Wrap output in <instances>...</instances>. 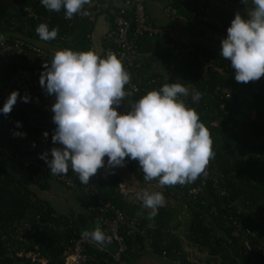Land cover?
Segmentation results:
<instances>
[{
    "label": "trees",
    "instance_id": "1",
    "mask_svg": "<svg viewBox=\"0 0 264 264\" xmlns=\"http://www.w3.org/2000/svg\"><path fill=\"white\" fill-rule=\"evenodd\" d=\"M6 2H12L13 7L10 9ZM3 3L5 5L0 6V34L5 36L7 44L21 39L36 45H52L49 48L87 51L98 16L106 14L112 28V16L108 9L97 11L93 20L88 19L90 12L96 9L95 4L84 6L87 15L80 18V14H75L69 20L64 19L63 9L59 12L48 11L40 0H4ZM209 3L210 0H170L169 8L178 18L175 19L181 21L180 26L171 27L176 33L175 39L143 35L136 41L138 67L127 71L130 74L129 83L139 87L140 92L136 96L126 95L118 112H125L131 102L149 90L159 89L165 83L182 82L190 92L196 89L202 93L198 103L191 100V95L185 103L195 109L209 131L214 156L208 163L210 178L206 179L204 194L195 199L187 197V190L197 187L203 175L185 185L164 186L166 200L181 199L185 207L175 201V205L171 206L166 202L151 220L148 219L150 209L143 207L136 194L125 195L120 191L119 184L125 173H129L130 179L136 181L141 191H153L148 187L152 182L158 184L156 179L145 181L138 162L127 158L124 167L98 169L97 190L102 201L146 226L144 236L121 233L127 245L122 259L127 264H137L148 254L175 264H264V75L256 81L237 82L230 61L220 56V41L226 37V29L235 13L246 15L251 4L220 2L232 6L225 10L212 7ZM200 6L213 12L211 16H205V21ZM24 7L32 8L36 18L21 20ZM41 23H46L50 30H58L55 39L43 41L39 38L35 29ZM133 27L132 23L130 31ZM104 47H109L107 42ZM23 51L28 52L26 46H23ZM30 58L35 59L34 54ZM148 59L162 64L164 71H150L143 66L142 63L147 64ZM14 64L11 62L0 68V80L8 77ZM54 99L53 96L52 104ZM40 101L43 102V99ZM3 104L0 100V107ZM52 116L50 119L55 126ZM17 121L20 122L19 128L16 127ZM26 122L25 115L17 105L6 116L0 113V264H19L16 252L20 249L38 254L52 264H62V244L71 237H80L85 229L99 226L103 231V227L94 213L58 214L47 201L36 196L35 191L50 192L51 184L74 192L55 181L49 169L23 164L12 156H2L4 149H10L27 163L41 160L44 153L48 154V159L52 158L51 137L45 138L40 130ZM13 132L25 135L14 136ZM6 162L15 165L24 176L9 168ZM221 191L224 193L221 194ZM183 211H187L183 217L184 235L198 253L205 252L203 263L183 247L175 233L182 227L177 214ZM233 221L244 227L236 236L231 234ZM20 222H27L30 226L22 241L16 239L13 228ZM244 229L250 231L249 237L243 235ZM146 237L153 238L151 249L139 256L134 254V245L137 242L142 244ZM247 238H250L249 250L242 246ZM107 248L113 250L115 245ZM96 251L89 249L88 254H96ZM163 251L165 257L162 256Z\"/></svg>",
    "mask_w": 264,
    "mask_h": 264
},
{
    "label": "clouds",
    "instance_id": "2",
    "mask_svg": "<svg viewBox=\"0 0 264 264\" xmlns=\"http://www.w3.org/2000/svg\"><path fill=\"white\" fill-rule=\"evenodd\" d=\"M90 0H40L48 11H64L65 19L75 14L87 15L84 6ZM247 4L248 0H241ZM43 41L53 40L57 29L46 23L35 29ZM220 41V56L230 61L234 79L247 83L264 75V0H251V8L242 16L236 12ZM5 36L0 34V43ZM39 84L54 96L50 107L55 124L51 141L62 147L41 155L52 175L67 174L69 166L80 183L88 184L98 169L124 167L126 158L138 162L145 181L156 179L159 186L185 185L202 174L214 156L210 133L200 121L195 109L187 106L182 97L191 95L198 103L199 90L182 82L165 83L149 90L131 102L123 113L118 109L126 97L130 74L122 61L112 52L101 57L92 50H56L50 63H44ZM19 91H12L0 113H10L17 102ZM27 103L28 96L20 97ZM20 127V122H16ZM14 136L25 133L13 132ZM43 136L47 138L48 133ZM105 157L107 158L105 160ZM146 209L148 219L158 214L165 197L160 191L144 189L136 194ZM96 245L103 247L111 237L97 226L81 232Z\"/></svg>",
    "mask_w": 264,
    "mask_h": 264
},
{
    "label": "built area",
    "instance_id": "3",
    "mask_svg": "<svg viewBox=\"0 0 264 264\" xmlns=\"http://www.w3.org/2000/svg\"><path fill=\"white\" fill-rule=\"evenodd\" d=\"M153 0H136L133 2L132 12L127 13L124 9H113L111 10L112 16V28L105 35V41L108 43L109 47L104 49L101 57L105 56L109 51L116 54L118 58L122 61V64L126 70L138 67L136 64L137 52H136V41L139 37L143 35L148 36H158L160 38H168L174 40L176 33L171 27L156 25L149 19L146 13V4L152 2ZM217 2H228L240 4L241 0H214ZM251 4V0H248ZM200 11L205 16H211L213 12L210 8H204L200 6ZM97 9V10H96ZM94 12H90L88 19L93 20L95 18L94 14L100 11V7H96ZM171 10L170 8H168ZM214 11V10H213ZM24 16L21 20L36 18V14L30 7H24L22 13ZM83 16L81 15L80 18ZM225 18V16H224ZM65 19V17H64ZM134 24L132 31H130L131 24ZM23 46H26L28 52L23 51ZM65 48H54L53 51H48L44 48L39 47L36 44L25 42L21 39L14 40L13 44H7L6 39L0 43V68L5 67L8 63L15 62L13 70L8 77L0 80V100L5 102L9 94L14 91H19V97L15 105L21 108V111L25 115L26 124L30 127L40 130L42 134L44 132L48 133L47 137H51L55 126L51 122L52 112L50 111L52 95H48L41 85L39 84L40 73L44 70V63H50L53 54L56 50ZM34 54L35 59H31L30 55ZM126 92L131 93V95L138 94L140 92L139 87L133 83H128ZM28 96L29 102H23L20 97ZM229 96V95H227ZM43 99V102L40 100ZM186 100L187 97H182ZM38 109V112L36 111ZM26 125L24 124V127ZM231 126V125H229ZM53 147H62L59 144H54ZM4 158L12 156L15 160L23 164H32L40 169L47 170L48 167L44 160L35 159L31 162H26L24 158L18 157L13 154L10 149H4ZM107 167H102V170H106ZM206 175H203V179L197 187L189 188L187 190V197L196 198L198 195L204 194L206 179L209 180V164L206 166ZM99 172L94 176L90 177L88 184L80 183L75 172L72 171L69 166L67 174L64 175H52L55 181L61 183L68 189L74 190L80 198L81 205L83 206L86 213L96 215L99 219L103 231L106 235L111 237L110 243L105 244L103 247L96 245L86 238L71 237L66 243L62 244L64 250L62 252V264H127V262L122 259V256L127 252V245L124 237L121 235L125 232L127 235H133L134 237L140 235L144 236L146 231V226H143L135 218L127 217L122 211L111 206L108 203H104L97 190V178ZM127 185V180L123 177ZM122 180V181H123ZM216 184V180L213 181ZM125 183L119 184L120 191L125 192ZM224 192L221 191V194ZM125 194V193H124ZM133 194V193H131ZM130 194V195H131ZM109 215H106V214ZM13 227L15 230L16 239L22 241L24 234L30 231V226L27 222L16 223ZM233 231L231 234L236 236L240 234L241 230L244 228L243 225L233 221L231 224ZM243 235L250 236V231L244 229ZM153 244L152 237L144 238L143 243L137 242L134 245V254L142 255L149 251ZM250 238L245 239L242 242V246L246 249H250ZM115 245L113 250H109L107 246ZM96 249V254H88L89 249ZM97 255L99 257H97ZM162 256L165 257V252H162ZM16 257L19 259V264H52L44 258H40L38 254L24 252L20 249L16 252ZM23 261V262H22Z\"/></svg>",
    "mask_w": 264,
    "mask_h": 264
},
{
    "label": "crops",
    "instance_id": "4",
    "mask_svg": "<svg viewBox=\"0 0 264 264\" xmlns=\"http://www.w3.org/2000/svg\"><path fill=\"white\" fill-rule=\"evenodd\" d=\"M91 2L88 4V6H92L95 4L96 7H100V11H103L105 9L109 10V13L112 9H124L127 11V13L132 12L133 2L136 0H90ZM211 3V4H210ZM210 5L213 7H219L223 9H230L232 6L228 4H223L217 1L210 0ZM169 4L170 0H153L152 2L146 4V13L148 17L157 25H168L170 27L172 26H180L181 21H178L176 19V15L173 11L169 10ZM225 7V8H224ZM238 10V9H237ZM176 18V19H175ZM110 29V23L108 22V18L105 15H100L95 19L94 22V29L93 32L90 35V48L89 50H92L95 54L100 56L105 47V35ZM39 47L44 48L48 51H53L56 47L49 48L46 43H38ZM140 65V63H139ZM143 66H147L150 71H164V66L160 63H155L154 61H151L148 59L147 64L142 63ZM9 168L14 170L15 172H18L20 175H23V172L18 170V168L10 163H5ZM26 177V176H25ZM51 191L50 192H36V196L41 199L45 200L49 203L50 207L58 214H69V213H75V214H85L84 208L81 205V202L73 191L70 190H64L59 185L51 184ZM137 264H175L174 262L163 259V258H157L154 257L152 254H148L143 256Z\"/></svg>",
    "mask_w": 264,
    "mask_h": 264
},
{
    "label": "rangeland",
    "instance_id": "5",
    "mask_svg": "<svg viewBox=\"0 0 264 264\" xmlns=\"http://www.w3.org/2000/svg\"><path fill=\"white\" fill-rule=\"evenodd\" d=\"M4 0H0V6L1 5H5L4 3ZM6 4L9 6V8L11 9L13 7V3L12 2H6ZM27 41L29 40L28 38L26 39ZM30 41V40H29ZM126 180H127V185H126V182L125 180L122 181V185L125 183L126 187H125V195H130L131 193H134V194H137L138 192L141 191V189L139 188V186L137 185L136 181H132L130 179V176H129V173H125V175L123 176ZM148 189L150 190H153V191H160L163 193L164 195V189L159 186V184L155 183V182H152V184H150V186L148 187ZM165 197V203L166 202H169V206L171 205H175V202H177V204L179 206H182L183 205V201L181 199H177L175 202L172 201L173 199L172 198H169V201L166 200V196ZM185 207V205H183ZM187 211H183L182 213H178L177 214V218L179 220H181V223H182V227H180L179 229H177L175 231V233L178 235V237L180 238V240L182 241V244H183V247H185L189 252H191V255L194 256V258L197 257V261L198 262H201L203 263L204 260L206 259V256H205V252L204 253H198V250L195 249V247H191L192 245L190 244V241L186 239L185 237V226H183V222H185L184 218L185 215H186Z\"/></svg>",
    "mask_w": 264,
    "mask_h": 264
}]
</instances>
